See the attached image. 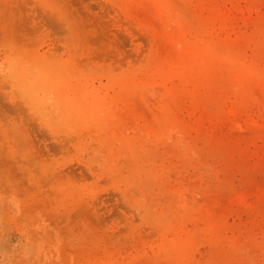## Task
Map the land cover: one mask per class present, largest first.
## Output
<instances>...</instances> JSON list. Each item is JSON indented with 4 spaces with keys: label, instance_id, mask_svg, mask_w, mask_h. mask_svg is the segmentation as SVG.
<instances>
[{
    "label": "rangeland",
    "instance_id": "1",
    "mask_svg": "<svg viewBox=\"0 0 264 264\" xmlns=\"http://www.w3.org/2000/svg\"><path fill=\"white\" fill-rule=\"evenodd\" d=\"M0 264H264V0H0Z\"/></svg>",
    "mask_w": 264,
    "mask_h": 264
}]
</instances>
